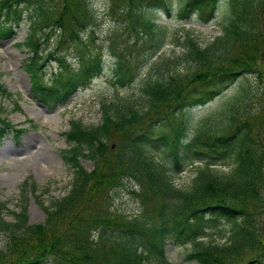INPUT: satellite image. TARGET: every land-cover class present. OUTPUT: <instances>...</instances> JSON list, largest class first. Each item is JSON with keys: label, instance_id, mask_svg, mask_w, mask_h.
Returning <instances> with one entry per match:
<instances>
[{"label": "trees", "instance_id": "trees-1", "mask_svg": "<svg viewBox=\"0 0 264 264\" xmlns=\"http://www.w3.org/2000/svg\"><path fill=\"white\" fill-rule=\"evenodd\" d=\"M73 1L76 14L67 0L62 9L59 5L51 7L45 0H0L2 39L11 38L20 26L21 7L29 12V34L21 46L31 56L23 69L29 76L33 98L49 109L66 104L103 70L101 55L86 58L81 54L77 66L67 64L64 73L51 76V83L43 78V67L49 59L61 65L64 62L55 52L41 56L40 34L46 29L48 37L59 33L57 48L72 43L77 47L79 32L92 22L87 0ZM128 1L135 9L133 0ZM226 1L220 35L205 48L187 36L184 58L193 62V67L183 74L172 73L160 81L145 83L143 107L137 109L128 100L120 109L113 103L102 104L99 125L70 123L64 133L70 148L61 155L72 174L70 190L43 206V223L30 224L27 218L25 195L37 191L34 184H23L17 212L0 202V234L5 239L0 264H171L164 253L168 242L190 245L185 259L196 264H264V136L245 106H241L242 118H236L239 107L233 103L243 102L246 90L242 89L228 105V123L223 128L198 126L193 134L188 133L189 109L213 101L240 73H257L264 78V0ZM218 3L183 0L173 13L169 0L149 2L178 22L194 16L201 23L215 18ZM130 13L148 37L142 48H154L156 57L165 28L137 10ZM62 33L68 37L62 39ZM128 61L122 54L116 55L113 81L120 87L136 76L135 66ZM141 62L138 58V65ZM169 63L175 61L163 64L167 71ZM208 81L214 87H197ZM0 96H12L1 83ZM159 105L172 109L162 114V121L158 120L162 128L155 132L152 124L147 126L145 122H151L147 120L151 113L164 111ZM10 133L17 138L23 130L0 118V143ZM113 144L115 148L111 149ZM161 147L169 154L172 167L151 153L152 148ZM82 159L94 162V170L87 172ZM189 161V165L200 163L194 168L195 176L187 187L177 188L174 174L183 172V164ZM215 166H225L228 171L219 173ZM123 181L139 187L131 192L142 205L139 218L112 217V193ZM6 213L11 221L5 219Z\"/></svg>", "mask_w": 264, "mask_h": 264}, {"label": "rangeland", "instance_id": "rangeland-1", "mask_svg": "<svg viewBox=\"0 0 264 264\" xmlns=\"http://www.w3.org/2000/svg\"><path fill=\"white\" fill-rule=\"evenodd\" d=\"M45 1L51 7L55 8L59 5L61 9L64 3V0ZM182 1L169 0L173 13L179 9ZM87 2L93 18L88 28L84 32L83 30L79 32L81 40L77 47H73L72 43L71 46L59 44L57 48L59 33L48 37L49 31L46 29L40 34L41 56L45 58L49 52H55V56L64 62L63 65L53 59L46 62L43 67V78L49 83L53 81L52 75L65 72L64 66L67 64L77 66L81 54L86 58L94 55L102 56L101 75L95 77L89 86L79 89L66 104L57 108L49 109L33 98L29 76L23 69L25 61L31 56L27 49L21 46L29 34V12L25 7H21L22 21L20 26L15 28L13 36L0 38V83L12 95L0 96V118L6 119L16 130H23L17 138L10 133L0 143V202L4 203L9 211L17 212L21 205L23 184L27 182L36 185L35 193L27 192L25 195L27 218L30 224L43 223L45 219L43 206L47 207L54 200L66 196L70 190L72 174L61 157L62 152L70 148L64 136V133L70 129V123L80 122L84 127L99 125L102 119V104L113 103L120 109L124 101L128 100L136 105L137 109L143 107L142 88L145 83L160 81L168 74H183L189 71L193 67V62L184 58L187 50L183 45L185 39L189 36L198 46L205 48L220 35L227 8V1L219 0L215 18L208 23H201L194 16L178 22L174 17L166 15L163 10L152 7L149 4L150 0H133L132 5L136 6L135 9L130 7L128 0H87ZM67 5L76 14L74 1L67 0ZM132 10L152 18L156 24L165 28V34L161 38V50L156 57H154V48H142L148 37L139 24L136 25L134 22V15L130 13ZM261 21L264 22V19ZM66 37L68 35L62 33L61 38ZM119 54L129 60L128 64H133L136 71L133 81L123 87L113 81L116 55ZM138 58L142 61L139 65ZM168 61L175 63H169L167 71L163 64ZM197 87L214 86L212 81H208ZM242 89L246 90V99L241 103L233 102ZM231 102L239 107L236 118L240 120L243 110L246 109L255 127L259 128V131L261 129L264 136V78H260L257 73H240L236 81L213 101L189 109L188 133L193 134L198 126L212 130L223 128L228 123L227 108ZM159 108L163 109L165 106ZM171 109L172 107L165 108L158 114L151 113L147 119H151V122L146 121L145 124L149 126L151 123L154 131L157 132L162 128V114L168 113ZM236 124L237 121L234 122V126ZM113 148H115L114 144L111 145V149ZM151 153L159 161L168 166L172 165L169 154L162 147L152 148ZM190 162L183 164L186 166L183 172L174 174L173 182L177 188L187 187L194 178V168L200 163L195 161L189 165ZM81 164L87 172L95 168V163L86 159H82ZM214 169L219 173L228 171L225 166H215ZM133 190H139V187L134 182L123 181L122 186L112 193L110 211L114 212L113 218L118 217V214L128 218L142 216V205L131 194ZM96 207L100 209L99 200L96 201ZM90 211L96 215L95 210L90 209ZM5 219L11 221V216L6 213ZM111 221L113 222V219ZM4 241V235L0 234V248H3ZM190 249V245L181 246L168 242L164 253L171 264H196L185 259Z\"/></svg>", "mask_w": 264, "mask_h": 264}]
</instances>
